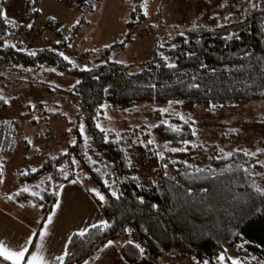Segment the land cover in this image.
<instances>
[{
	"label": "trees",
	"instance_id": "obj_1",
	"mask_svg": "<svg viewBox=\"0 0 264 264\" xmlns=\"http://www.w3.org/2000/svg\"><path fill=\"white\" fill-rule=\"evenodd\" d=\"M8 1L0 0V12L4 13ZM135 1L138 4L127 22L129 34L145 20L144 0ZM30 7L27 0L26 12ZM225 8L213 15L206 12L197 26L174 31L139 63L109 59L97 63L98 54L88 50L82 55L80 49V57L69 63L58 51L60 43L54 41L27 49L17 36V26L0 16V96L4 98L0 110L8 108L2 87L8 81L16 88L21 82L34 83L38 74L77 80L60 90L74 106V122H68L64 133L71 139L69 145L55 155L46 152L37 167L21 171L18 180L36 187L18 191L10 200L36 205L43 223L61 185L75 179L71 170L64 175L65 166H79L95 184L91 199L105 205L110 227H90L84 237L73 234L64 264H87L109 241L123 237L128 241L120 253L129 264L144 258L221 264L218 257L228 259L231 251L239 264H264V186L257 155L242 149L221 150L198 167L189 152L178 151L195 138L190 122L177 117L166 121L153 114L157 123L150 130L158 143L170 149L163 156L149 143V133L138 139L136 133L127 135L100 125L106 111L125 112L143 104L165 106L177 101L185 108L219 111L264 100V0H240ZM33 33V26L26 30L35 41ZM169 63L175 67H167ZM46 89L54 91L50 86ZM13 134V123H3V149L10 146ZM137 159L154 167L153 184L143 185L133 176Z\"/></svg>",
	"mask_w": 264,
	"mask_h": 264
},
{
	"label": "rangeland",
	"instance_id": "obj_2",
	"mask_svg": "<svg viewBox=\"0 0 264 264\" xmlns=\"http://www.w3.org/2000/svg\"><path fill=\"white\" fill-rule=\"evenodd\" d=\"M236 1L240 0H144L141 6L146 13L145 20L131 34L127 22L131 11L138 4L135 0H30L28 12L27 0H9L4 13L17 26V36L27 49L39 48L54 41L60 43L58 51L73 62L80 57V49L82 55L88 50L98 54L95 59L97 63L105 59L139 63L151 56L156 43H162L174 31L197 26L201 19H206V12L213 15L214 12L226 10L225 7L233 8ZM29 25L34 27L35 41L26 34ZM84 59L82 56L80 65ZM76 81L70 77L54 80L51 75L38 74L32 84L21 82L16 88L9 81L2 84L8 108L0 110V129L7 121L13 123L14 129L10 146L7 149L0 146L3 175L0 190V241L9 247L19 248L27 240L25 229L17 227H32L40 223L42 213L36 205L13 204L10 200L23 188L31 191L36 187L18 180L21 171L37 167L46 152L55 155L69 145L71 139L64 133L68 124L74 122V106L60 90ZM48 86L54 91H47ZM178 104L177 101H171L165 106L143 104L125 112L106 111L100 125L109 131H120L127 135L136 133L135 138L138 139L149 133L151 142L156 145L160 156H163L170 149L158 143L150 130L157 123L153 114L158 113L166 121L177 117L182 122H190L195 129V138L178 150L189 152L192 163L202 167L218 151L242 149L259 158V174L264 186V100L253 101L237 109L219 111L203 106L185 108ZM37 150L40 152L38 156ZM136 166L133 176L143 185L149 186L155 182L154 167L151 164L137 159ZM69 170L75 173L72 181L76 182L61 186L58 196L63 202L60 207H69L75 199L83 203L87 200L92 204L90 192L96 191L95 184L79 166H65V176ZM71 189L78 197L69 199L65 195ZM99 207L102 212L98 217H90V225L109 221L105 205ZM62 212L66 217L67 210ZM69 216L72 220H78L85 214L79 213L76 216V213L72 215L70 211ZM127 241L128 238L123 237L117 242L123 245ZM228 258L231 259L225 256L223 264L237 261L234 251L229 252ZM165 263L195 264L188 260H167Z\"/></svg>",
	"mask_w": 264,
	"mask_h": 264
},
{
	"label": "crops",
	"instance_id": "obj_3",
	"mask_svg": "<svg viewBox=\"0 0 264 264\" xmlns=\"http://www.w3.org/2000/svg\"><path fill=\"white\" fill-rule=\"evenodd\" d=\"M68 183L69 182L64 184L68 185ZM65 195L69 199L71 197H78V194H76L73 191V189L66 191ZM83 198L85 199V197ZM85 201L86 202L83 203L82 201L75 199L73 202H70L71 204L69 207H60L63 201H61L60 197L58 196V200L55 206L53 207L51 212L48 213L47 217L49 215H52V220H53L52 224L47 225L48 235L43 240V245H44L43 254L46 260L48 259V264H60V261L57 260L56 258L64 255L70 237L81 230H88L91 227L89 222L90 217L91 216L98 217V214L102 212V210L99 209L100 207L99 206L97 207V205L93 202L91 197H90V202L92 204H90L87 200ZM57 204H59L58 208L56 207ZM63 210H67L66 217L62 212ZM70 211L72 212V215L76 213L77 216L79 213H82L85 214V216L78 220H74V219L72 220L70 219L69 216ZM47 217L45 218L43 223L41 222L39 223L41 224V226L38 236L42 228L46 224ZM39 224L32 227L30 226L17 227V229H22V230L25 229L24 231L26 232L28 239V237L33 232H36V229L38 228ZM40 243L41 241L37 238L35 242H33L34 248L30 249V251H34L35 248H39ZM121 245L122 244L118 243L117 241L113 242L111 245L106 244L100 249L98 254L91 261L87 262V264H129L123 259L120 253ZM166 261L167 260H162V259L160 260V259L144 258L140 260L137 264H166L165 263Z\"/></svg>",
	"mask_w": 264,
	"mask_h": 264
},
{
	"label": "snow or ice",
	"instance_id": "obj_4",
	"mask_svg": "<svg viewBox=\"0 0 264 264\" xmlns=\"http://www.w3.org/2000/svg\"><path fill=\"white\" fill-rule=\"evenodd\" d=\"M256 5H253V7H255ZM146 14V13H145ZM0 16H3L5 19H7V16L3 13L0 12ZM29 27H31V25H29ZM181 35H183L181 33ZM231 37H229L230 39ZM12 47H15V45H12ZM29 55L35 56L36 53L35 52H30ZM60 55L63 56V53H60ZM63 58L65 60H69V58L67 56H63ZM69 63H72V61L69 60ZM167 67L169 68H174L175 65L174 64H167ZM88 70V69H85ZM79 83V81L77 82ZM4 98L2 96H0V100H3ZM6 102V101H5ZM99 127V125H98ZM101 131H103V129H101ZM178 131V129H177ZM81 132H83V127H81ZM149 143H151V141H149ZM172 151H177V149H172ZM247 154V153H246ZM0 176H2V172H0ZM67 178V177H65ZM2 182V181H0ZM76 181H72V183H75ZM37 187H39V185H37ZM22 191L24 192H28L30 191L28 188H23ZM95 191V190H93ZM258 192H261V189L257 188ZM99 199L101 201H104V196L101 195L99 192L95 193ZM114 196L116 195L115 192L112 193ZM32 195H37V193L33 192ZM9 199H11V197H9ZM35 206V205H33ZM56 207H59V204L56 205ZM53 220H52V215H49L46 219V224L45 226L42 228L39 236L37 235L36 232H33L28 239L25 241V243L23 245H21L19 248H12L9 247L5 242L0 241V261H6L8 262V264H48V261L46 260L44 254H43V240L44 238L48 235V228L47 225L52 224ZM110 227V225L108 224L107 221H103L101 222L100 225L97 224H93L91 225V228H108ZM87 233V230H81L78 233H75L74 235L79 236V237H84ZM39 239L41 241L39 248H35L34 251H30V249L34 248V240L35 239ZM68 243H71V239H69ZM113 242L109 241L108 245H111ZM137 247H139V245H137ZM141 252H143V249H140ZM68 255V252L65 251L63 256H59L56 259L60 261V264H64V257H66ZM219 261L221 262V264H223V262L225 261V256L221 255L218 257ZM231 259V258H228ZM197 264H199V262H197ZM204 264H208V261H204ZM231 264H239L238 261L236 260H232Z\"/></svg>",
	"mask_w": 264,
	"mask_h": 264
}]
</instances>
